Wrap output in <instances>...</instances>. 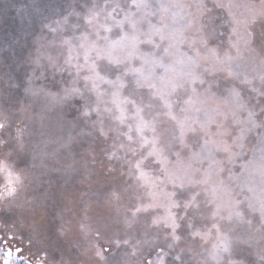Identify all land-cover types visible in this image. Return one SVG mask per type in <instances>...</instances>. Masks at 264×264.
Listing matches in <instances>:
<instances>
[{
	"label": "snow or ice",
	"instance_id": "snow-or-ice-1",
	"mask_svg": "<svg viewBox=\"0 0 264 264\" xmlns=\"http://www.w3.org/2000/svg\"><path fill=\"white\" fill-rule=\"evenodd\" d=\"M213 6L224 7L218 2ZM153 7L150 0L86 3L82 6V10L86 9L81 17L83 24L77 22L73 35L59 41L54 36L49 42L53 51L43 58L46 63L40 66L46 72L50 70L53 77L61 75L60 91L65 101L78 99L83 102V117L95 115L94 129L113 142L108 159L123 160L130 165L129 174L137 182L133 197L138 201L132 217L144 214L150 218L148 227L161 231L163 239L171 241L170 248L181 240L184 229L193 238L201 236L196 225L210 219L213 223L205 235L215 230L218 241L213 246L212 258L219 260L222 254H228L226 264H238L230 258L233 245L249 244L251 237L238 233L233 238L229 233L250 226L252 221L245 219L241 200L227 207V216L222 215L215 196L224 185L223 174L227 172L231 179L230 166L245 156L246 144L253 134L256 142L253 153L260 152L259 171L264 176V72L249 78L237 70L240 65L233 63L230 52L221 56L219 44L211 46L224 33L219 31L216 18L210 15L211 9L203 0L196 4L198 15L183 16L179 27L176 13H171V20L165 19L170 6L161 3L151 11ZM249 11L250 18L231 20L232 34L236 35L243 24L244 44L254 47L259 43L264 47V31L257 35L252 30L257 18L264 17V11ZM55 23L59 26L61 21ZM67 23L65 16L63 24ZM189 29L193 30L191 37L185 35ZM49 31L57 33V28L49 26ZM229 42L239 54L240 49L231 37ZM185 44L187 50L181 51L179 46ZM157 69L162 72L158 74ZM64 73L70 79H63ZM209 101L215 107H206ZM221 101L229 106L226 111L221 110ZM106 118L110 121L107 130ZM4 130L6 124L0 122V132ZM16 140L13 145L0 135V153L10 155L22 148L19 136ZM205 162L208 167L202 179L194 180L201 171L196 165ZM252 163L248 160L243 168L248 169ZM156 166L160 175L153 172ZM0 171H7V166L0 164ZM21 182L19 176L13 177L8 171L6 194L13 195L16 192L13 185ZM209 183L215 186L195 190L196 186ZM140 189L146 191V201L138 194ZM248 207L253 209L251 203ZM206 210L210 215H206ZM258 211L264 228V201ZM222 220L234 227L222 231L219 222ZM103 227L108 229L110 225L105 223ZM97 235L102 233L98 231ZM106 243L120 246L119 240ZM123 243L128 244V240ZM95 248V256L104 264H127L125 260L110 261L104 254L107 248L101 245ZM175 259L181 257L176 255Z\"/></svg>",
	"mask_w": 264,
	"mask_h": 264
},
{
	"label": "rangeland",
	"instance_id": "rangeland-1",
	"mask_svg": "<svg viewBox=\"0 0 264 264\" xmlns=\"http://www.w3.org/2000/svg\"><path fill=\"white\" fill-rule=\"evenodd\" d=\"M150 2L154 6L151 11L161 3L170 6L165 19L171 20V13H176L177 27L183 23V16L198 15V0ZM214 2L224 7H214ZM86 3L90 5L92 0H0V122L6 124L0 135L13 145L19 136L22 144V148L10 155L0 153V164L7 166V171H0V264L5 261L7 264H104L94 254L96 245L108 249L104 254L110 261L125 260L127 264H144L149 260L161 264V259L162 264H226L228 254H222L219 260L212 258L213 246L218 241L215 230L205 235L213 223L210 219L196 225L201 236L193 238L184 229L181 240L170 248L171 241H165L161 231L148 227L150 218L144 214L132 217L138 201L133 197L137 182L129 174L130 165L123 160L108 159L113 142L98 135L93 127L95 115L83 117V102L78 99L65 101L60 91L61 75L53 77L50 70L46 72L40 66L46 63L43 58L53 51L49 42L54 36L59 41L73 35L77 22L83 24L81 17L86 9L82 10V6ZM203 3L211 9L210 15L224 33L211 46L219 44L221 56L230 52L233 63L240 65L237 70L249 78L264 72V47L259 43L246 46L242 39L243 24L236 35L232 34L231 24L233 18L241 21L250 18L249 9L256 13L264 11L261 0H203ZM65 16L67 24H63ZM56 21L61 24L58 26ZM49 26L56 27L57 33L50 32ZM252 30L257 35L264 31V17L257 18ZM192 33L189 29L185 35L191 37ZM229 37L239 47V54L231 47ZM179 47L186 51L188 46ZM174 58L169 57L166 62ZM161 72L162 69H157L158 74ZM63 79H70L67 73ZM220 103L221 110L226 111L229 106ZM206 107H215V103L209 101ZM109 123L106 118V130ZM255 145L253 134L246 144L245 156L230 166L231 179L227 172L223 174L224 185L215 196L222 215L227 216V207L241 200L245 219L252 221L250 226L229 233L233 238L238 233L251 237L249 244L233 245L230 258L238 264H264V239H261L264 228L258 211L260 202L264 201V176L259 171L260 152L253 153ZM248 160L253 163L244 169ZM196 167L201 171L193 179H202L208 163ZM8 171L22 181L13 185L16 192L11 196L6 194ZM153 172L160 175L159 167H154ZM214 186L201 184L195 190ZM138 194L145 201L148 199L144 189ZM160 198L163 199L162 194ZM249 203L257 210L250 209ZM206 215L210 211L206 210ZM219 222L224 232L234 227L227 220ZM105 223L110 225L108 229L103 227ZM98 231L102 235L98 236ZM108 240H119L120 246L109 245ZM176 255L181 259L176 260Z\"/></svg>",
	"mask_w": 264,
	"mask_h": 264
},
{
	"label": "trees",
	"instance_id": "trees-1",
	"mask_svg": "<svg viewBox=\"0 0 264 264\" xmlns=\"http://www.w3.org/2000/svg\"><path fill=\"white\" fill-rule=\"evenodd\" d=\"M13 264H19V263H17V262H14Z\"/></svg>",
	"mask_w": 264,
	"mask_h": 264
}]
</instances>
